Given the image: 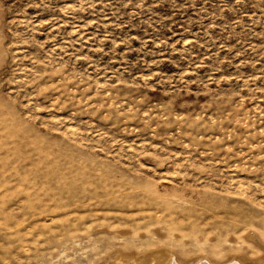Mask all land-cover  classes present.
<instances>
[{
    "label": "rangeland",
    "instance_id": "374dc122",
    "mask_svg": "<svg viewBox=\"0 0 264 264\" xmlns=\"http://www.w3.org/2000/svg\"><path fill=\"white\" fill-rule=\"evenodd\" d=\"M233 263L264 264V0H0V264Z\"/></svg>",
    "mask_w": 264,
    "mask_h": 264
},
{
    "label": "bare ground",
    "instance_id": "6f19581e",
    "mask_svg": "<svg viewBox=\"0 0 264 264\" xmlns=\"http://www.w3.org/2000/svg\"><path fill=\"white\" fill-rule=\"evenodd\" d=\"M172 261V260H171ZM174 262V261H173ZM234 264V263H233Z\"/></svg>",
    "mask_w": 264,
    "mask_h": 264
}]
</instances>
